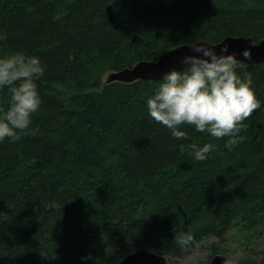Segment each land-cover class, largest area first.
I'll return each instance as SVG.
<instances>
[{"label": "trees", "instance_id": "trees-1", "mask_svg": "<svg viewBox=\"0 0 264 264\" xmlns=\"http://www.w3.org/2000/svg\"><path fill=\"white\" fill-rule=\"evenodd\" d=\"M0 36V58L23 52L45 67L37 134L0 142V264H117L140 248L172 264L230 234L238 248L212 244L211 254L259 264L264 62L237 69L261 107L232 150L227 137L185 125L188 139L177 140L155 122L147 101L162 81L104 77L185 44L259 42L264 0H0ZM9 103L0 88V109ZM209 142L214 150L196 161L191 145ZM184 232L195 238L187 250L175 240Z\"/></svg>", "mask_w": 264, "mask_h": 264}, {"label": "clouds", "instance_id": "clouds-1", "mask_svg": "<svg viewBox=\"0 0 264 264\" xmlns=\"http://www.w3.org/2000/svg\"><path fill=\"white\" fill-rule=\"evenodd\" d=\"M3 36H0L2 39ZM197 55H185L183 70L172 69L162 78L156 92L147 101L150 117L171 131L173 138L187 140L183 126H194L215 139L226 140L225 147L232 150L239 143V133L246 127L243 121L261 107L252 87L249 74L241 78L237 73L241 61L228 53L224 45L218 54L213 47L193 45L189 48ZM242 55L251 60L250 50ZM45 67L39 57L16 52L0 58V88L10 92L7 110L0 109V142H13L26 130L36 135L32 128V114L37 112L41 98L36 81L43 77ZM183 151L184 145H180ZM216 147L209 142L202 147L191 145L196 161H205ZM184 250L190 248L195 238L191 232L175 237Z\"/></svg>", "mask_w": 264, "mask_h": 264}, {"label": "water", "instance_id": "water-1", "mask_svg": "<svg viewBox=\"0 0 264 264\" xmlns=\"http://www.w3.org/2000/svg\"><path fill=\"white\" fill-rule=\"evenodd\" d=\"M193 45L213 47L218 54L221 48L227 45L228 53L225 54L234 53L236 58L245 64L264 62V39L254 42L252 38L228 36L217 44L201 41L181 45L162 53L156 61H140L131 68L109 72L104 77V83H132L137 80L162 81L164 74L170 70H183L185 65L181 63V60L185 55H197L189 49ZM245 50H250L251 60H247L242 55ZM117 264H170V259L165 255L140 248L126 255ZM209 264H227V257L222 253H216L211 257ZM259 264H264V258Z\"/></svg>", "mask_w": 264, "mask_h": 264}, {"label": "rangeland", "instance_id": "rangeland-1", "mask_svg": "<svg viewBox=\"0 0 264 264\" xmlns=\"http://www.w3.org/2000/svg\"><path fill=\"white\" fill-rule=\"evenodd\" d=\"M220 244L222 248L228 246L230 248H238L239 242L237 238L233 235H227L223 241L211 238L197 245L185 258L174 259L172 264H208L211 257V245ZM257 255L253 256L256 263H260L264 258V248L260 247L256 250ZM243 256L240 253H236L228 258L227 264H242Z\"/></svg>", "mask_w": 264, "mask_h": 264}]
</instances>
